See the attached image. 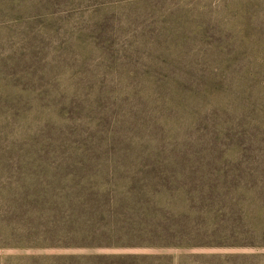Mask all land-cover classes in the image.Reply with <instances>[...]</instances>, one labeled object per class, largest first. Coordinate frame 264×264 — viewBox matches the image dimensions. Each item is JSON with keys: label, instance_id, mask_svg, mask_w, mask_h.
<instances>
[{"label": "trees", "instance_id": "16d2710c", "mask_svg": "<svg viewBox=\"0 0 264 264\" xmlns=\"http://www.w3.org/2000/svg\"><path fill=\"white\" fill-rule=\"evenodd\" d=\"M21 62L32 64L27 57H22ZM6 63L11 69L20 64L8 60ZM124 65L118 61L115 74L138 83L146 77L136 68ZM30 72L38 71L27 67L26 73ZM235 74L220 70L205 73L200 87L186 82V87L195 92L189 94V99L175 93L166 96L159 83L145 80L141 87L145 105L136 100L140 91L132 94L134 89H128L126 97L119 100L104 90L102 94L114 102L112 107L99 106L102 96L91 100L79 97L71 104L70 113L57 102L46 103L51 106L37 104L28 87L7 81L6 77H13V72L0 73V154L9 152L11 157V148L18 143L26 149L43 150L36 160L44 159L47 152L67 156L69 151L84 150L93 157L107 156L106 163L110 166L137 170L133 175H138L132 176L128 183L133 194L123 198L118 193L123 181L117 180L116 175L114 181L98 178L101 186L98 188L90 186V190L80 192L77 186L72 192L66 185L53 188L51 193L47 183L25 186L6 177L9 184H0V264H45L42 263L45 259L37 256L5 253L43 250L51 247L50 242L55 239L61 243L76 237L86 240L87 244L81 246L87 249L126 246L184 251L264 250L262 106L256 107L246 90L247 81H239ZM160 75L171 82L177 78ZM153 92L160 97L156 99ZM65 115L67 120L63 118ZM120 118L131 125L127 127L119 122ZM46 121L50 122L51 131L40 127ZM70 122L71 134L82 137L80 147L69 148L55 140L58 135L67 139L64 133L69 130ZM181 139L188 142H180ZM252 147L254 158L248 162ZM173 151L184 156L173 162L162 158L166 156L164 152ZM71 155L79 156L76 152ZM9 159L0 156V166H9L12 174L14 163ZM249 178L255 179L248 183ZM41 193L51 196L41 199ZM116 205L129 209L116 214L113 213ZM71 212L88 217L84 227L71 230V224L56 221L57 218L70 221ZM52 213L54 219L43 220ZM106 214L120 215L128 234L133 237L139 234L144 240L120 242L122 234L116 228L108 231L110 227L98 224L99 218ZM234 257L212 256L216 260H234ZM245 258L263 261L264 254ZM91 259L98 262L88 264L143 263L135 262L133 255Z\"/></svg>", "mask_w": 264, "mask_h": 264}, {"label": "rangeland", "instance_id": "374dc122", "mask_svg": "<svg viewBox=\"0 0 264 264\" xmlns=\"http://www.w3.org/2000/svg\"><path fill=\"white\" fill-rule=\"evenodd\" d=\"M22 57L30 59L32 64L21 62ZM6 60L20 64L11 69ZM118 61L136 68L146 77L141 78L140 83L127 81L115 74ZM218 63L221 66H217ZM27 67L38 72L27 74ZM218 70L235 72L239 81H247L246 90L251 101L256 107L262 106L261 124H264V0H0V73L13 72L14 76H7V81L28 87L34 101L41 106L57 102L71 113V104L79 97L91 100L102 96L99 106L112 107L114 102L102 92L106 90L121 100L128 89H134L132 94L140 91L136 100L144 104L141 87L145 80L159 83L166 96L175 93L189 99V94L195 92L186 87V82L200 87L205 73ZM156 74L160 77H155ZM160 74L176 75L177 78L171 82ZM154 95L156 99L160 97L159 93ZM67 117L63 116L66 120ZM118 120L127 127L131 125L130 121ZM39 121L40 114L34 123L35 129H38ZM69 125V130L64 133L67 139L58 135L55 140L69 148L72 145L80 147L82 137L72 135L71 122ZM40 127L51 131L49 121L41 123ZM180 142L188 140L181 139ZM42 152L32 147L23 148L18 143L17 147L11 148V157L9 152L0 154L14 163L12 174L9 166H0V184H9L6 177H11L25 186L48 184L51 187L49 193L53 188L66 185L72 192L77 186L82 192L90 190V186L101 187L98 178L114 181L116 175L117 180L123 181L122 185H117L121 188L118 193L122 198L133 194L128 183L132 176H138L133 175L137 170L110 166L106 163L107 156L93 157L82 150L69 151L67 156L47 152L44 159L36 160ZM72 152L79 156L74 157ZM164 154L166 156L162 158L172 162L184 156L176 151ZM254 154L252 147L248 151V162L253 160ZM254 179L249 178L248 183ZM50 196L40 195L41 199ZM113 208L116 214L129 209L124 205ZM116 214L99 218L100 227H110L108 231L116 228L114 230L122 234L118 239L120 242L144 240L139 234L130 236L124 227L127 225L121 223L125 221ZM48 217L54 219L53 213L43 220H52ZM87 218L84 214L78 216L71 212L70 221H59V218L56 221L71 224V230H75L84 227ZM85 242L76 237L62 241L61 245L55 239L50 242L51 247L43 250L5 254L37 256L45 259L42 261L45 264L97 263L91 258L117 255H133L134 261L141 260L142 264H264V260L253 262L245 258L264 254V250L198 248L184 251L126 246L87 249L81 246L86 245ZM218 255L235 257L234 260L212 258Z\"/></svg>", "mask_w": 264, "mask_h": 264}]
</instances>
